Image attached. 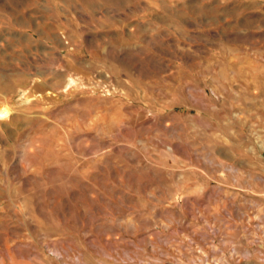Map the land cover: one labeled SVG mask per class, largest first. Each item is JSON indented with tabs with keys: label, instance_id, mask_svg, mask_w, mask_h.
<instances>
[{
	"label": "rangeland",
	"instance_id": "obj_1",
	"mask_svg": "<svg viewBox=\"0 0 264 264\" xmlns=\"http://www.w3.org/2000/svg\"><path fill=\"white\" fill-rule=\"evenodd\" d=\"M38 1L0 0V264H264V0Z\"/></svg>",
	"mask_w": 264,
	"mask_h": 264
},
{
	"label": "crops",
	"instance_id": "obj_2",
	"mask_svg": "<svg viewBox=\"0 0 264 264\" xmlns=\"http://www.w3.org/2000/svg\"><path fill=\"white\" fill-rule=\"evenodd\" d=\"M36 1V2H35ZM72 1H75L74 3H76V5L78 3H80V7L81 9H85L86 7L88 8L90 6V4H88L87 2H85V0H80L81 2H78L76 0H72ZM35 3L39 2L38 0H34ZM42 1L40 0V3ZM45 0H43L42 2V6H27V7H21L20 10L23 12V11H27L29 12L30 10H34V11H41L42 9H46L47 11L49 10H52L53 12H58L60 13L61 11H63L62 7H63V4H65V1L64 0H54L52 2V5H47L45 4ZM82 3L84 6H82ZM97 3V2H96ZM83 7V8H82ZM69 9H71V6L69 7ZM72 9H74L72 7ZM6 12H13L14 10V7L12 5H9L8 7H5L4 9ZM71 11V10H70ZM77 11V10H76Z\"/></svg>",
	"mask_w": 264,
	"mask_h": 264
},
{
	"label": "bare ground",
	"instance_id": "obj_3",
	"mask_svg": "<svg viewBox=\"0 0 264 264\" xmlns=\"http://www.w3.org/2000/svg\"><path fill=\"white\" fill-rule=\"evenodd\" d=\"M9 108L5 105H0V119H4L9 115Z\"/></svg>",
	"mask_w": 264,
	"mask_h": 264
}]
</instances>
